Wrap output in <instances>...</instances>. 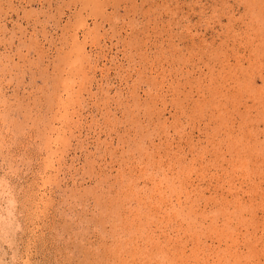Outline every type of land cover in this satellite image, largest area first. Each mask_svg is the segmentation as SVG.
I'll return each instance as SVG.
<instances>
[{"label":"rangeland","instance_id":"374dc122","mask_svg":"<svg viewBox=\"0 0 264 264\" xmlns=\"http://www.w3.org/2000/svg\"><path fill=\"white\" fill-rule=\"evenodd\" d=\"M0 264H264V0H0Z\"/></svg>","mask_w":264,"mask_h":264}]
</instances>
